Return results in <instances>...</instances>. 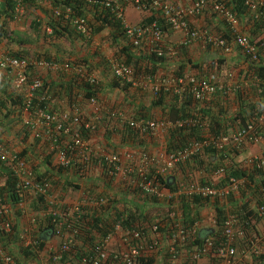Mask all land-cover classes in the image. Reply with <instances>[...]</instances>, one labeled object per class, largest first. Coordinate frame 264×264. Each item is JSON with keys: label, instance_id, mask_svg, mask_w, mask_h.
<instances>
[{"label": "built area", "instance_id": "2783aa9c", "mask_svg": "<svg viewBox=\"0 0 264 264\" xmlns=\"http://www.w3.org/2000/svg\"><path fill=\"white\" fill-rule=\"evenodd\" d=\"M12 1L15 3V15L19 18L32 15L39 17V10L36 8L42 7L50 10L54 18L62 20L80 35L88 38L92 36L93 27L89 20L77 14L70 0H58L64 3L61 6H56L53 0ZM80 1L88 5L99 3L123 20L127 36V41H123L124 45L129 44L134 48H140L139 50L142 47L147 48L148 52H157L158 56L168 57L177 55L176 47L178 46L189 47L200 44L206 48L219 49L225 55L232 54L236 47L247 65L242 69L244 73L241 79L233 70L222 74L220 72L206 73V69L201 74L186 71L180 76L178 74L138 76L135 69L120 57L110 59L108 67L113 78L123 85H129L131 90L140 89L155 98L162 93L178 96L187 94L196 102L205 101L217 93L228 99L231 95L235 96V92L241 88L249 90V87H260V84L263 88L260 87L258 93L264 94V80L258 77L252 78V76L250 80L246 78L250 65H260L264 59V28H262L261 37L257 41L252 40L247 30L249 23L254 25V22L250 21L252 19L246 18L245 22L242 21L227 4L218 0H197L191 6L185 7L177 5L173 0ZM246 5L250 9V14L255 16L253 19L263 21L264 26V0H247ZM128 7L139 13L149 12L150 16L153 11L159 12L160 18L170 27L169 30L182 34L181 42L178 45H167L165 42L167 34L164 35L163 26L158 22L131 24L127 20ZM206 11H211L218 17L216 19L223 27L220 34L213 28L206 27L205 23L200 27L191 23L190 18L202 17ZM213 25L215 24H211ZM47 31L49 34L53 33L52 29ZM36 69L53 72H59L61 69L74 71L81 82L85 81L91 85H99L100 82L88 71L87 65L75 66L71 63L60 65L36 57L14 58L3 53L0 47V71L13 78L12 85L15 89H26L22 122L31 128L34 138L47 142V149L53 154L55 165L58 168L73 169L78 164L83 172L81 181H87L95 172H99L111 179L113 187L138 192L139 196L148 197L150 201L156 199L166 206L163 216L142 222L137 220L132 224H124V219L111 222V227H107L108 232L103 237L97 233L94 234L96 241L78 262L73 260L72 251L79 244V240L76 239L78 235L76 229L79 225L56 224L57 229L52 232V236L58 238V246L51 245L40 249L39 242L31 234L33 221L30 216V202L39 195L43 196L49 205V210H45L46 215L59 216L63 204L60 196L61 187L53 185L49 178H39L33 169L32 162L20 156L22 149L7 145L0 134V162L5 163L16 178L21 196L19 208L23 209L27 215L24 219L27 220L26 225L23 226L26 234L22 236V241L25 247L31 248L36 258L44 251H48L49 259L42 264H141L143 260L149 258H153L155 264H203V262L205 264L207 261L208 264H264V244L262 245L261 238L258 239L256 235L246 237L238 227L237 217L229 212L221 233L223 240L216 243L213 238L206 237L202 244H196L198 227L210 229L216 225V208L212 206L215 203H218L220 207L225 206L229 197L232 194H238L245 184L244 180L232 177L225 186L209 185L208 179L220 181L226 177L230 165V151L239 153L247 146L263 145L264 111L252 117L246 125L230 129L225 135L219 137L207 135L204 140L193 141L177 152L169 153L164 147L157 155L142 150L135 156L132 152L111 151L103 144H94L91 142L92 136L88 138L86 135L94 134L98 127L101 128L105 124L104 131L125 133L129 129L136 132L141 139L158 138L166 136L168 132L175 129L197 127L200 125L199 119L193 116L176 121L165 118H137L126 110L107 105L100 97L85 96L82 93L73 97L64 112L59 113L49 108L33 109L32 102L44 86L42 78L32 77ZM259 99L257 98L256 101L259 102ZM65 137H68L70 141L65 147H61L60 139ZM207 148L226 152L227 162L210 174L200 170L195 179L191 178L192 180H186L183 173L179 171L174 189L160 181V178L173 176V170L180 165L192 162ZM254 161L258 162L259 169H264V155L250 158L246 160V163L250 166ZM82 184L85 185V183ZM70 190L77 191L74 188ZM106 191L108 193L86 192L82 199L67 203L74 206L72 212H77L80 218L83 215V210L80 209L83 207L94 210L111 203V199L114 198L113 193ZM194 197H201L211 202L212 206H209L212 207L210 210L212 216L209 220L211 227H204L205 219L202 223L196 224L194 229L184 223L183 213L179 207L180 202L182 199L190 200ZM259 199L258 212L264 221V187L260 190ZM169 207L173 208L172 211ZM0 215L4 218H9L11 215V210L1 195ZM9 221L4 224L6 231H11ZM79 224L83 227L86 221ZM238 239L244 240L245 244L240 245L244 246L243 248L237 245ZM250 256L255 258L253 262L249 260ZM0 264H17L15 257L1 246Z\"/></svg>", "mask_w": 264, "mask_h": 264}, {"label": "trees", "instance_id": "16d2710c", "mask_svg": "<svg viewBox=\"0 0 264 264\" xmlns=\"http://www.w3.org/2000/svg\"><path fill=\"white\" fill-rule=\"evenodd\" d=\"M98 1L101 2L103 0ZM219 1L227 4V6L230 7L242 21L245 22L246 18L252 19L250 21L254 22L255 28L251 39L257 41L259 39L258 30L264 28L263 21L253 19L255 16L250 14V9L246 5L247 0ZM53 2H55L56 6L64 4L62 1L60 2L58 0H53ZM70 3L75 11H77L78 15L89 20L90 25L93 27V33L90 38L80 35L62 20L54 18L52 12L48 9L42 7L36 8L39 10V17L32 15L19 18L15 15V3L12 0H0V45L8 47L14 44L22 46L29 43L31 45L33 40L39 43L41 40L43 42L41 44L44 45V43L46 44L47 42H50V40H64L75 48H79L78 43L93 42V37L108 31L113 45L123 47L118 57L129 66H132L138 76L156 75L163 64L170 60L176 61L180 59H182L183 66H181L180 71L176 73L179 76L186 72V68H190V71H188L189 73L195 74H201L205 69L207 70L206 73H227L226 69L228 66L225 59L213 60L211 63L203 62L201 64H196L194 57L188 54V46L176 47L177 55L168 57L166 55L158 56L157 52H148L147 48L144 49L142 47L141 50H139L140 48H134L131 45L129 46V44L127 46L124 44L121 45L120 42L122 40L125 42L127 41L125 23L122 19L117 18L116 14H113L110 10L104 8L103 5L99 3L88 5L80 0H70ZM151 14L150 17L143 20L140 24H152L158 22L163 26L164 35L168 34L170 27L165 24L162 18H160V13L153 11ZM48 29H52L53 33L49 34L47 31ZM22 31L25 35L21 36V38L20 33ZM220 32H222V30ZM31 35L36 38L32 39ZM8 55L14 58L36 57L43 59L44 57L35 52L24 53V51H11ZM44 55L46 56L47 54ZM84 60L73 62V64L75 66H85L87 65V61ZM105 62L107 63V61ZM71 72L73 73L72 76H69V79L71 80L66 81L62 79L63 84L60 86V91H58L59 95L62 94L65 96L64 98H66V94L68 96L71 94L70 99L72 100L73 97L77 96L79 93H84L85 96L94 95L101 97L105 88L121 91L130 90L129 85H123L115 78L107 80L110 84L108 85L109 87H103V85L101 87V85H91L85 81L81 82L77 73L74 71ZM243 73L244 72H242L240 76H243ZM251 76L252 78L258 77L264 80V59H262L260 65H250L248 76L246 75V78L250 80ZM32 77H35V75ZM12 81V77H10L9 83L0 81V134H9L20 143V147L23 148L20 156L33 163V169L35 170L36 175L38 174L39 178H49L53 185L58 186L62 181V174H64L68 178L66 181H62L63 185L66 186V188L70 187L79 191V189L84 186L81 182H77L83 177L81 176L83 175L82 167L77 164L73 169L58 168L52 162L54 157L47 149V142L34 138L31 128L24 125L22 122L26 89H15L12 85ZM260 87L263 88V85L260 84ZM260 87L255 86L249 87V90L244 88L237 90L235 93L237 111L235 112L230 111L228 99L219 93L201 102H196L187 94L178 96L169 93H162L160 96L154 98L151 107L161 108L164 111L165 116H167L166 119L169 121L190 118L192 116L200 121V125L197 127L179 128L168 132L165 136V148L167 152H177L184 149L193 141L204 140L207 135L219 137L227 134L230 129H233L236 126L240 127L241 125H246L250 120V117H254L264 111V100H262L264 94L258 93ZM41 89L42 90L38 91L32 102L33 109L49 108L55 111L54 108L51 107L53 106L52 101L56 98L54 84L46 83L44 81V86ZM136 91L143 92L140 89ZM257 98H260L259 102L256 101ZM139 110L141 111L142 118H146V112L147 110H150V108L141 106ZM104 126L105 124H103L101 128L98 127V130L94 134H87L86 137L90 138V136H92V139L101 137L106 143L109 142V144H111L114 135H121L124 133L104 131ZM14 130L15 132H13ZM122 136H127L132 140L139 139L137 133L129 129L126 130ZM105 137H107V139ZM69 141L70 139L68 137L61 138L59 145L65 147ZM233 152L235 153V151ZM225 154L226 152L207 148L201 155L195 157L192 162H188L186 165H180L179 168L173 170V176L170 178H160V181L164 185L174 189V186L177 185L175 180L178 179L176 175L179 171L183 173L186 180H190L191 178L195 179L200 170H205L210 174L227 162L226 158L228 157H225ZM230 154H232L231 151ZM257 163V161H254L250 166H248L247 163L229 165L226 177L215 184L217 186H225L232 177L237 180L245 181V184L240 188L239 193L237 195L232 194L229 197L228 210L229 213L237 217L239 221L238 227L246 237L252 235L258 237L259 233L256 231L257 225L262 223V218L259 216L258 212V205L260 200V190L264 187V169H259ZM43 169H45V173H42ZM71 174H74L76 177L71 178ZM152 175H154V171H152ZM105 179L106 184L109 186L108 190L113 193L114 198L111 199V203L108 206L94 210L83 207L80 209L83 210V215H81L80 218L77 212H72L74 206L65 203L64 200H62L63 204L61 205L59 216H47L45 210H49V205L45 198L40 195L33 198V201L30 202L29 206L30 216L33 221L31 234L39 242L40 249H45L46 243L52 236V232L57 229L56 224L63 223L65 226H69L70 224L79 225L76 229L78 231L76 239L79 240V244L72 251V256L74 257L73 260H77L78 262L83 254L88 252L93 246L92 243L96 241L94 234L97 233L99 236L103 237L108 232L107 227H111V222H118L121 219H124V224H132L137 220L141 222L148 220L150 212H153V210H159L163 213L165 212L166 206L164 204L161 205L158 200L152 199L150 201L148 197L139 196L138 192L113 187L111 179L107 175L104 176V180ZM0 183V195L11 210L9 218H4L0 215V246L15 257L17 264H24L25 261L35 258L36 255L32 252L31 248L25 247L24 241H22V236L26 234L23 229V222L24 219L27 218V215L23 209L19 208L21 196L20 190L17 188L16 178L10 172L8 166L2 162H0ZM207 184L214 185L211 179H208ZM238 196H241L242 203L234 204L236 197ZM249 196L253 197L252 200L256 203V206L253 209L250 207L252 200H248ZM150 204H153V206H150ZM211 205L212 204L209 200L201 197H194L190 200L182 199L179 207L183 213L184 223L189 228L194 229L196 224L202 223L203 217L201 216V211ZM150 207H154V209L152 210ZM169 208L172 211L173 208ZM215 208L216 225L214 228L210 229H202L198 227L196 230V244H202L203 239L206 237L213 238L216 243L223 240L221 233L224 222L227 218L228 210L226 209V206L220 207L218 203H215ZM156 213L157 212H155V214ZM159 216L160 215L157 214L155 217ZM7 221L11 224V231H6L5 229L4 224ZM82 221H86V225L83 227L79 224ZM253 221L255 222L254 224ZM238 244L239 247L243 248L244 246L240 245L245 244L244 240L238 239L237 245ZM254 259L255 258L252 256L249 257L251 262H253ZM141 264H155V262L153 258H149L143 260Z\"/></svg>", "mask_w": 264, "mask_h": 264}, {"label": "crops", "instance_id": "0c3cea01", "mask_svg": "<svg viewBox=\"0 0 264 264\" xmlns=\"http://www.w3.org/2000/svg\"><path fill=\"white\" fill-rule=\"evenodd\" d=\"M175 3H177V5H181V6H191L194 1L197 0H173ZM207 1H217V0H207ZM219 1V0H218ZM211 13V11H206L202 17L198 16V17H192L190 18L191 23L196 26V27H200L201 24H203L202 20L205 18H208L211 23L210 24H215L212 27L215 28L216 31L218 30H222L223 31V27L222 25H220L217 21L215 15ZM148 17H150L149 12L148 13H139L137 11H135L133 8L128 7L127 8V20L131 23V24H139L141 23L143 20L147 19ZM213 17V18H212ZM200 18V19H199ZM201 18H203L201 20ZM255 26V24H254ZM253 25H250L248 27V34L252 37L253 36V30L254 27ZM14 28V27H13ZM17 30V29H14ZM259 31V35L258 38L261 37L263 31L262 28ZM23 33V31L21 32ZM173 32H169L166 37H165V42L167 45L172 46V45H178L181 40H182V34L180 35L179 33H173L174 34V38L171 37L170 35ZM25 35V34H24ZM21 37V36H20ZM22 38V37H21ZM31 38L35 39L36 37H34L33 35H31ZM121 41V40H120ZM61 42V44L59 43ZM39 43V42H38ZM43 43L40 40V44ZM121 45L124 44L123 40L120 42ZM57 44H60V46H57ZM43 45V44H41ZM44 47L39 46L40 48H37L33 45H30L29 43H26V45H22L20 46L19 44H14L11 46H1V50L3 53L5 54H10L11 51L12 52H20V51H24V53H37V54H41V56H44V60H48V61H53L56 63H59L60 65H64L67 63H71L73 64V62H77V61H87V66L92 65V68L95 69V71L97 72L98 75H101V77H104V87H109L108 85H110L107 80H112L113 76L112 74L109 73V69H107V65L109 64V60L113 59V55H115V52L122 50L123 47H117L115 45H113V43L111 42V38H110V34L108 33V31L103 32L101 34H99L98 36L93 37V42H81L78 43V47L79 48H75L74 46L70 45L69 43H67L64 40H50V42H47L46 44L44 43ZM63 46V47H61ZM127 46V45H126ZM189 48V55H192L194 57V60L196 62V64H201L203 62H208L211 63V61L213 60H218V59H225L228 61V64H231L232 66L234 65H238L241 64L243 66H241V69H243L244 67H246V63H244V60L242 59V57H240L238 50L236 49V47L234 48L232 54L230 55H225V53H223L222 51H220L219 49H212V48H206L200 44H195V45H191L188 47ZM117 49V50H116ZM115 50V51H114ZM111 53V54H110ZM44 54H47L46 56ZM48 56V57H47ZM107 57L108 60L107 63L105 62L104 58L102 57ZM117 57V56H115ZM230 59V61H229ZM182 59L180 60H176V61H168L167 63L163 64L160 67V70L158 72V74H170L172 72H179L180 71V67L183 66L182 64ZM89 62V63H88ZM185 71H190V68H186ZM34 75L37 77L42 78L46 83H52L54 84V88L56 89L55 96L56 98L52 101L53 103V107L54 110L56 112H64L65 109H67V105L68 103H70L71 99L70 96L71 94L68 96L66 94V98H64L65 96H63L62 94L59 95L58 91H60V86L63 84V80L66 81H70L71 79H69V76H72L73 73L70 71H66L61 69L59 72H53V71H47L44 69H36L34 72ZM65 75V76H62ZM3 78V79H2ZM107 78V79H106ZM63 79V80H62ZM10 77L5 73L0 71V81L9 83ZM65 82V81H64ZM106 89V88H105ZM110 90V88H107V90H105V93H107ZM63 97V98H62ZM67 103V104H66ZM1 117V116H0ZM104 130V129H103ZM103 134V133H102ZM116 136H120V135H116ZM115 137V135H114ZM107 139V137H105ZM119 138V137H118ZM92 143L96 144L97 142H102L101 144H103V142H105L104 140H102L101 137L96 138V139H92L91 140ZM106 143V142H105ZM109 144V142H107ZM106 143V144H107ZM114 143V138L111 141V144L113 146ZM263 147H264V143H262ZM155 146V145H154ZM150 148H152V145L150 144L149 146ZM48 148V147H47ZM117 148V147H116ZM245 150L247 151V154H245V157L242 159L247 158L246 160L253 158L250 156H254V157H260L262 155H264V148L258 147V146H247L245 148ZM241 152V151H240ZM240 152H233L232 156L230 154L229 157V164L230 165H236L238 162H240L241 160H238V155L240 156ZM238 153V155L236 154ZM54 157V156H53ZM250 157V158H248ZM234 159V160H233ZM233 160V161H232ZM55 164V158L52 161ZM208 162V161H207ZM246 163V162H244ZM42 173H45V169H43ZM71 177H76L74 174L70 175ZM104 176L102 173L99 172H95L94 175H92L88 181H81L78 180L77 182H81V183H85V185L83 186L84 189H79V191H70L67 192L68 188H66V186L63 185V180L66 181V179L68 178L66 175L62 174V183L60 182V187H61V191H60V196L62 198V200L65 201V203L67 202H76L80 199H82L84 193L86 192H92V191H96V192H105L108 193L106 190L109 189V186L106 184V179L104 180ZM213 181V178H210ZM69 180V179H68ZM220 181H213L214 184H217ZM253 197L249 196L248 200H252ZM242 203V198L241 196L236 197V200L234 202V204ZM163 205V204H161ZM150 206H153V204H150ZM212 206V205H211ZM256 206V203L252 200V203L250 204V207L253 209ZM215 209V204L212 206ZM212 207L210 208V210L212 209ZM228 202L226 204V209L228 208ZM152 210L154 209V207H150ZM164 208V206H163ZM207 208H204L201 212L204 214ZM23 222V226L26 225V221ZM255 222L253 221V224ZM262 223L264 224V221L262 220ZM261 225V223H260ZM259 224L257 225V232H260V226ZM207 226V225H206ZM204 226V227H206ZM207 227H210L209 225ZM203 229H207V228H203ZM58 238L57 237H53L51 236L49 241L47 242L46 246H51V245H58ZM32 258L30 261H25L24 264H35L32 263ZM209 262L207 261L205 264H208ZM204 264V262H203Z\"/></svg>", "mask_w": 264, "mask_h": 264}, {"label": "rangeland", "instance_id": "374dc122", "mask_svg": "<svg viewBox=\"0 0 264 264\" xmlns=\"http://www.w3.org/2000/svg\"><path fill=\"white\" fill-rule=\"evenodd\" d=\"M203 23H205V26L206 27H210V28H213L214 31L215 28L211 26V21L208 19V18H205L203 19L202 21ZM251 24L249 23L248 24V27L250 26ZM170 32H172L170 30ZM217 32V31H216ZM220 31L218 30V33ZM173 34V33H172ZM220 34V33H219ZM20 36H24L23 33H20ZM171 37L174 38V34L173 35H170ZM33 39V38H32ZM61 44V42H59ZM60 44H57V46H60ZM33 46L37 47V48H40L39 46L41 47H44L45 45H41L40 43L36 42L35 40L32 41V44ZM63 47V46H61ZM117 50V49H116ZM115 51V50H114ZM121 50L115 52V55H113L112 58H114L115 56H119ZM111 54V53H110ZM104 58V60H108L107 57H102ZM217 60V59H216ZM230 61V59H229ZM227 66H229V68L227 67V71L229 70H233L234 72L237 73V77L239 79L243 78V76H240L241 75V72H244L242 69H241V64H238V65H231V64H228L227 63ZM91 69V70H90ZM107 69H109L108 65H107ZM88 71L91 72L92 74H94L97 78H98V81L100 82V85L102 87V85L105 83L104 82V77H101V75H98L97 74V70L95 71L94 68L90 66H88ZM109 73H110V70H108ZM177 72H172L170 74H162V75H171V74H176ZM112 74V73H110ZM107 79V78H106ZM104 87V86H103ZM130 90L128 91H121V90H112L110 89L107 93H105V90L103 91L102 95H101V98L103 99V101H105V103L109 106H112V107H117L119 109H122V110H126L130 113H132L135 117L137 118H142V114H141V111L139 110V108L141 106H145L146 108H150V110H147L146 112V118H142V119H148V118H154V119H158V118H165L167 116H165V113L164 111L161 109V108H153L151 107V104L152 102L154 101V98L150 93L148 92H139V91H136V90H131V88H129ZM234 97L233 95H231V98L228 99V102H229V108H233L234 106ZM132 99V101H131ZM17 128V127H16ZM15 132V130L13 131ZM1 138H3V141L7 144V145H11V146H14V147H18L20 148L21 145H19L20 143H18L15 138L9 134H1ZM119 137V138H118ZM114 138V143H113V146L112 145H109V144H106L105 142H103V145H105L106 149H109L111 151H123V152H129V153H135V156H137V154L139 152H141L142 150H145L146 152L152 154V155H157L159 154L163 148L165 147V142H166V138L165 136L164 137H158V138H151V137H145L144 139H141L139 138L138 140H132L131 138L125 136H116L115 137L113 136ZM102 142H97L96 144L98 145H102L101 144ZM150 144L152 145V148H150ZM155 145V146H154ZM117 147V148H116ZM261 148H264L263 146H258ZM245 154H247V151L244 150L240 152V156L238 155V160H241L240 162H238V164H241V163H244L246 162V159H242L245 157ZM250 157H254V156H250ZM248 157V158H250ZM72 190H70V187L68 188L67 192H70ZM78 191V190H77ZM210 207H207V209L205 210L206 212L203 214H201L202 217H204L205 219V223L203 224L204 226H208L209 225V220L211 218V211L209 209ZM157 212L155 214V212ZM159 214L161 216H163V212L162 211H159V210H153V212H150V215H149V219L151 218H155V216ZM211 223V222H210ZM211 227V225H209ZM260 227V232H258V239L261 238V240L263 241L262 242V245L264 244V224L261 223V225L259 226ZM58 246V245H57ZM49 259V255H48V251H44L41 256L39 255L37 258H32V263H35V264H42L43 262H47ZM31 259H29L30 261Z\"/></svg>", "mask_w": 264, "mask_h": 264}, {"label": "clouds", "instance_id": "9594fccd", "mask_svg": "<svg viewBox=\"0 0 264 264\" xmlns=\"http://www.w3.org/2000/svg\"><path fill=\"white\" fill-rule=\"evenodd\" d=\"M213 16H214V15H213ZM215 24H216V23H215ZM252 24H253V22H252ZM253 26H254V25H253ZM250 37H251V36H250ZM226 62L228 63L227 60H226ZM228 68H229V66H228ZM90 70H91V69H90ZM99 85H100V83H99ZM245 89H246V88H245ZM235 93H236V92H235ZM82 94H84V93H82ZM100 98H101V97H100ZM228 99H229V98H228ZM234 99H235V100H234V103H235V102H236V97H234ZM230 111H231V112H235V111H237V106H236V104H234L233 108H231ZM251 118H252V117H250V120H251ZM250 120H249V121H250ZM249 121H248V122H249ZM20 148L23 150L22 147H20ZM243 150H244V149H243ZM243 150H242V151H243ZM32 164H33V163H32ZM236 195H237V194H236ZM227 202H228V201H227ZM225 206H226V205H225ZM227 210H228V209H227ZM228 212H229V210H228ZM203 219H204V217H203Z\"/></svg>", "mask_w": 264, "mask_h": 264}]
</instances>
